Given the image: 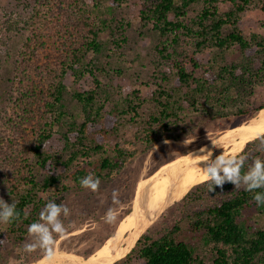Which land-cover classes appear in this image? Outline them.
I'll return each instance as SVG.
<instances>
[{
  "label": "trees",
  "instance_id": "obj_1",
  "mask_svg": "<svg viewBox=\"0 0 264 264\" xmlns=\"http://www.w3.org/2000/svg\"><path fill=\"white\" fill-rule=\"evenodd\" d=\"M141 1V27L160 35L152 59L155 106L144 127L147 151L172 131L181 129L178 140L192 133L179 112L177 92L210 120L231 113L251 119L264 109V101L253 100L257 88L264 86V33L247 35L241 27L242 13L255 0ZM23 5V13L0 17V91L2 72L11 57L9 42L25 35L8 98L0 103V198L14 204L16 213L9 221H0V261L7 242L22 240L32 223L41 222L40 212L47 203L60 204L72 188L66 183L69 177L75 188L82 189V178L93 172L98 180L108 179L133 158L134 151L108 144L127 118L141 116L148 102L138 90L115 96L101 80L108 72L93 56L103 51L100 34L108 20L94 14L97 0L94 6L86 0H35ZM131 26L125 19L116 24V50L128 43ZM232 49L239 56L227 64L213 61L205 66L200 57L207 51L224 55ZM70 73L78 80L90 74L96 87L74 94L82 120L74 117L60 132L64 146L52 154L46 146L68 115L65 79ZM241 155L246 157L243 174L254 159L264 160V135L248 143ZM96 156L99 160H92ZM82 157L87 165L76 164ZM209 186L204 181L192 187L174 204L172 220L154 233L149 229L116 264H264V227L251 216L243 218L252 209L264 214V203L253 199L256 193L264 194V188L247 191L243 185L235 188L225 182L210 191ZM199 235L207 244L202 249L207 259L193 242Z\"/></svg>",
  "mask_w": 264,
  "mask_h": 264
},
{
  "label": "rangeland",
  "instance_id": "obj_2",
  "mask_svg": "<svg viewBox=\"0 0 264 264\" xmlns=\"http://www.w3.org/2000/svg\"><path fill=\"white\" fill-rule=\"evenodd\" d=\"M86 1L94 6V1L96 0ZM26 2L32 4L35 0H0V17L3 18L6 13H23V4ZM97 2L98 5L94 9V14L106 18L108 27L100 34L103 51L94 56L90 54L87 59L93 56L96 64L100 67H105L108 73L101 75L100 78L104 85L110 86L109 88L113 95L116 96L120 92L121 97H123L138 90L140 92L139 95L148 100L140 111L141 116L131 119L130 117L127 118L120 134L108 144L112 148L118 143L126 150L134 151L133 158L122 169L114 171L108 179L99 180L96 190L86 187L82 189L75 188V185L72 184V179L69 177L66 183L70 184L72 188L65 194L59 204L69 209L66 216L61 214L59 217L64 227V233L62 235L53 233L54 245L51 247L50 253L38 246L30 252L26 251V245L35 243V237L27 232L22 240L15 238L12 239L15 242H7L4 257L0 264H31L39 259L41 260L44 256L47 257L49 254L51 256L57 253L60 255H73L75 258H78V256L82 258L90 256L107 239L116 234L118 227L123 221L128 220L139 194H143L145 189L149 188L145 187L143 189V187L159 168L167 163L170 166L179 160L176 158L201 148L214 137H218L228 129L250 120L245 116H236L233 113L224 118L210 120L201 111L199 113L195 112L187 102L183 101V92H177L175 98L178 100L177 102H180L179 108L181 110L179 112L181 117L185 119L186 125L190 129L193 128L192 133L184 139L178 140L176 136L180 134L181 129H177L170 132L168 138L159 140L152 149L147 151L143 145L147 132L144 127L146 119L150 112L154 111L155 106L152 101V93L157 86L152 79L154 73L152 59L155 54V47L160 40V35L151 28L144 29L141 27L139 22V12L142 7L141 0H97ZM228 6V4L223 5L226 9ZM196 9L198 10V7L191 9L190 14H195ZM123 19L132 22V26L127 30L129 41L121 49L116 50V46L113 43L115 39L114 28ZM241 27L247 35L252 32L264 33V0H255L242 13ZM24 38L25 35L20 34L9 42L11 57L6 62L2 72L0 103L5 98H8L9 80L13 76L15 58L21 49ZM216 55H218L217 59H215ZM237 56H239V53L236 49H232L224 53V55L221 52L209 51L200 55L205 66L213 63V61L218 63L222 61V63L227 64L235 60L234 58ZM118 70H121V75L117 73ZM65 84V109L68 115L63 126L58 129L46 146L47 150L52 154H59L64 146L60 132L67 128L74 117L77 118V121L82 120V111L74 98V94L82 90H92L96 87L90 74H86L78 80L70 73L65 79ZM253 100L255 104L264 101V86L257 88ZM191 140L192 142L188 143ZM99 158L100 156H96L92 160L98 161ZM76 164L87 165L88 160L82 157ZM88 168L90 170L93 169L91 165H88ZM90 175L96 179L93 172ZM179 200L167 204L162 213L147 227L144 234L149 229L154 233L162 224L170 222L175 216L173 206ZM109 212L115 217L111 222L107 220ZM249 216L258 226L264 227V214H259L256 209H252L248 210V213L246 212L243 218H249ZM3 231L6 232V227H4ZM8 232H6V235L9 234ZM130 232L126 233L125 236L127 237ZM193 242L200 248L198 251L207 259V253L203 252L207 246L203 236L199 235ZM202 249L204 250L202 251ZM124 264H135V262L128 261Z\"/></svg>",
  "mask_w": 264,
  "mask_h": 264
},
{
  "label": "bare ground",
  "instance_id": "obj_3",
  "mask_svg": "<svg viewBox=\"0 0 264 264\" xmlns=\"http://www.w3.org/2000/svg\"><path fill=\"white\" fill-rule=\"evenodd\" d=\"M263 132L264 111L261 110L258 116L253 118L248 125L243 126L229 138L220 137L214 140L217 138L214 137L210 140L217 148L211 147L208 142L201 148L211 151L214 159L222 151L232 152L234 149L240 150L248 140ZM199 149L176 158L179 160L170 166L167 163V167L164 165L159 168L157 171H160L155 175L156 171L143 187V189L145 187L149 188H146L143 194H139L128 220L123 221L118 227L116 234L107 239L95 253L86 258L78 256L81 259L75 258L73 255H60L57 253L51 255L50 259L45 257L35 264H112L115 260L121 258L134 243L140 231L156 217L164 206L182 199L192 187L203 182L198 174V167H202V165H198L196 160L189 159L191 152ZM208 155H211V153H208ZM149 182L151 183L148 184ZM143 189L142 191H144ZM137 215H142L138 225H136ZM130 230L133 232L126 237V233L130 232Z\"/></svg>",
  "mask_w": 264,
  "mask_h": 264
},
{
  "label": "clouds",
  "instance_id": "obj_4",
  "mask_svg": "<svg viewBox=\"0 0 264 264\" xmlns=\"http://www.w3.org/2000/svg\"><path fill=\"white\" fill-rule=\"evenodd\" d=\"M210 145L217 148L211 141ZM208 153H211V155H208ZM189 159L196 160L198 165H202V167H198V174L202 181L210 182V191L214 190V186L222 188L225 182L232 183L235 188L243 185L247 191L264 188V160L254 159L248 166L247 171L242 174L241 169L245 165L246 157L239 155V149H234L232 152L222 151L213 159L211 151L200 148L195 152H191ZM80 184L82 187L96 190L99 180L94 179L92 175H88L81 179ZM253 199L257 204L264 203V194L256 193ZM68 212L69 209L64 205H58L55 202L47 203L40 212V221L42 222L32 223L28 228L29 234L35 237V243L26 245V251L30 252L38 246L50 253L51 247L54 245L53 233L58 235L64 233V227L59 217L61 214L66 216ZM15 214V205L0 198V221L7 222ZM114 218V215L109 212L107 220L111 222ZM46 258L50 259L51 257L48 255Z\"/></svg>",
  "mask_w": 264,
  "mask_h": 264
},
{
  "label": "water",
  "instance_id": "obj_5",
  "mask_svg": "<svg viewBox=\"0 0 264 264\" xmlns=\"http://www.w3.org/2000/svg\"><path fill=\"white\" fill-rule=\"evenodd\" d=\"M253 118H255V117H253ZM253 118H251L248 122H245V123H243V124H241V125H239V126H236V127H233V128H231V129H228L226 132H224L223 134H221L220 136H218L217 138H215L214 140H216V139H218V138H220V137H226V138H229L230 136H232V135H234L235 133H237L241 128H243V126H246V125H248L249 124V122L253 119ZM248 123V124H247ZM264 135V132L263 133H261L260 135H258V136H256V137H254V138H252V139H250V140H248L243 146H242V148L239 150V153L241 152V151H243L246 147H247V144L248 143H250V142H252V141H254V140H256V139H258V138H260L261 136H263ZM212 142V141H211ZM208 143H210V142H208ZM207 143V144H208ZM167 206V205H166ZM166 206H164L161 210H160V212H158V214L156 215V217L154 218V219H152L141 231H140V233L138 234V236H137V238H136V240L134 241V243L130 246V248L128 249V251L121 257V258H119V259H117V260H115L112 264H115L116 262H118V261H120L121 259H123V258H125L126 256H128V254L133 250V248L136 246V244H137V242H138V240L141 238V236L144 234V232H145V230L147 229V227L153 222V221H155V219L162 213V211H163V209L166 207ZM142 218V215H137L136 216V225H138V223H139V221H140V219ZM136 227V226H135ZM133 231H131L129 234H128V236H130L131 235V233H132ZM127 236V237H128ZM53 253H55V252H53ZM53 253H51V254H53ZM66 253H68V252H66ZM50 255V254H49ZM44 257H46V256H44ZM44 257H42V258H44ZM41 258V259H42ZM40 260V259H39ZM39 260H37L36 262H38ZM36 262H33V263H31V264H34V263H36Z\"/></svg>",
  "mask_w": 264,
  "mask_h": 264
}]
</instances>
